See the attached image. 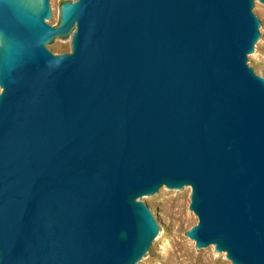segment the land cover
Returning <instances> with one entry per match:
<instances>
[{"label":"water","instance_id":"obj_1","mask_svg":"<svg viewBox=\"0 0 264 264\" xmlns=\"http://www.w3.org/2000/svg\"><path fill=\"white\" fill-rule=\"evenodd\" d=\"M58 2L0 0V264L160 261L167 189L197 248L264 264L258 0Z\"/></svg>","mask_w":264,"mask_h":264},{"label":"rangeland","instance_id":"obj_2","mask_svg":"<svg viewBox=\"0 0 264 264\" xmlns=\"http://www.w3.org/2000/svg\"><path fill=\"white\" fill-rule=\"evenodd\" d=\"M66 1L69 0L58 2L59 20L61 5ZM258 4L264 19V4L260 0ZM71 45L72 35L55 39L48 48L54 54H64L71 52ZM255 68L264 75V45L263 56ZM191 196L192 192L174 196L171 189H167L150 202L157 219L167 225H177L179 235L166 232L158 245L160 261H149L147 264H233L230 260L225 262L222 253L216 249H199L196 242L188 238V231L198 224V217L190 209Z\"/></svg>","mask_w":264,"mask_h":264},{"label":"flooded vegetation","instance_id":"obj_3","mask_svg":"<svg viewBox=\"0 0 264 264\" xmlns=\"http://www.w3.org/2000/svg\"><path fill=\"white\" fill-rule=\"evenodd\" d=\"M75 1H77V0H69V1H66V2H64V3H67V2H70V3H73V2H75ZM63 3V4H64ZM62 6V5H61Z\"/></svg>","mask_w":264,"mask_h":264},{"label":"trees","instance_id":"obj_4","mask_svg":"<svg viewBox=\"0 0 264 264\" xmlns=\"http://www.w3.org/2000/svg\"><path fill=\"white\" fill-rule=\"evenodd\" d=\"M154 215V214H153ZM155 216V215H154Z\"/></svg>","mask_w":264,"mask_h":264}]
</instances>
